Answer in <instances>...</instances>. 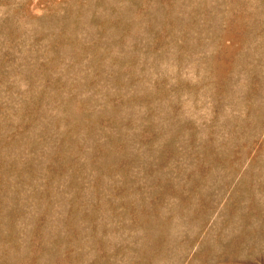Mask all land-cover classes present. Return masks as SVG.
Segmentation results:
<instances>
[{
	"label": "rangeland",
	"instance_id": "rangeland-1",
	"mask_svg": "<svg viewBox=\"0 0 264 264\" xmlns=\"http://www.w3.org/2000/svg\"><path fill=\"white\" fill-rule=\"evenodd\" d=\"M0 264H264V0H0Z\"/></svg>",
	"mask_w": 264,
	"mask_h": 264
}]
</instances>
